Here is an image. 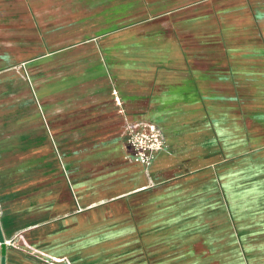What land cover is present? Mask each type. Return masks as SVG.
Segmentation results:
<instances>
[{
    "label": "rangeland",
    "instance_id": "obj_1",
    "mask_svg": "<svg viewBox=\"0 0 264 264\" xmlns=\"http://www.w3.org/2000/svg\"><path fill=\"white\" fill-rule=\"evenodd\" d=\"M216 1L0 0L1 120L18 113L13 94L22 92L35 104L43 131L54 128L57 140L53 154L30 155L18 148L13 158L0 160V215L8 219L0 218L6 233L0 248H5L7 264H48L35 256L34 248L36 243L53 253V235L24 234L33 232L36 219L53 217V185L61 182L71 189L75 208L81 184L90 192L85 205L96 203L97 193L102 197L98 209H88L100 216L105 229V235L83 239L89 244V264H239L241 242L226 233L230 207L224 190L228 167L237 160L226 159L224 152L231 145L252 153L264 149V47H223L227 42L237 45L240 36L260 40L261 33L250 31L248 23L243 35L241 25L223 32L211 16ZM226 6L238 7L232 0ZM199 11L202 23L195 16ZM246 14L238 9L223 20L232 21L235 15L247 20ZM153 61L159 70L158 90L163 89L159 103L182 97L180 79L189 72L164 63L185 61L201 69L195 71L196 91L214 106L216 143L209 140V119L200 123L207 131L200 132L198 123L184 120L182 112L169 111L165 104L127 107L112 115L90 107L83 113L84 96L98 99L100 91L113 85L130 93L132 74ZM151 124L158 131L156 142L147 131ZM67 137L75 144H64ZM215 144L221 167L216 176L209 159ZM186 152L204 155L181 159ZM131 172L138 174L136 192L131 191ZM215 184L221 187L217 199ZM213 213L216 223L210 220ZM196 222L197 239H181L169 249H158L157 235H146L161 228L176 235L181 232L177 228L185 231ZM178 245L179 253L174 250Z\"/></svg>",
    "mask_w": 264,
    "mask_h": 264
},
{
    "label": "crops",
    "instance_id": "obj_2",
    "mask_svg": "<svg viewBox=\"0 0 264 264\" xmlns=\"http://www.w3.org/2000/svg\"><path fill=\"white\" fill-rule=\"evenodd\" d=\"M234 5L238 7L230 8L226 5L230 0L222 2L217 0L213 7L211 8V16H215L216 23L222 25L223 32H229L231 29L237 30L238 25L240 28L239 33L243 35L246 32L245 25L248 23L250 25V31L256 29L257 32L261 33L260 40H245L244 36L241 37V42L234 45L227 42L223 47H264V0H232ZM246 10L248 11L247 17L248 22L244 17L240 20L229 19L223 20L224 16L228 12L235 13L236 10ZM195 16H199L197 21L202 23V13L201 11L195 12ZM222 17V18H221ZM196 22V21H195ZM232 25L234 27H230ZM214 22V25H217ZM240 23V24H239ZM210 25H213V21L210 20ZM254 26V28H253ZM212 30V28H211ZM166 67L170 68H181L186 69L187 72L186 79H180L182 87L179 89V94L182 97L175 101H161L159 103L158 96L163 92V89L158 90L159 84H157V78L159 74L157 63L148 62L146 68H139L132 74L133 78L131 81L130 93L124 94V92L116 85L109 86L108 89L100 91L97 96L100 98H95L93 95H86L82 98L83 113L84 108L98 107L102 109L107 115L120 114L127 107L132 109H138L144 106V108H156L157 106L163 107V105H169V111H177L178 113H183V119L186 121H195L201 127L200 132H206L207 129L203 128L200 123H203L209 119V140L210 142L216 143L217 140V130L216 125H213V118H217V114L214 113V106L207 105L206 101H203L201 93L196 91L197 88V73L195 71L201 70L193 63L188 65L185 61L182 63H164ZM125 72V71H124ZM124 72H120L118 75H125ZM202 73V72H201ZM200 73V74H201ZM168 80H174L168 79ZM21 93L13 94L14 102L13 109L18 112L16 115L8 117V120H1L0 117V160H8L13 158L17 149L25 154L36 155L48 153L53 154L52 145L57 144L56 133L53 128V132L50 128L47 131H43V126L38 119L37 108L33 101L21 97ZM73 100V99H71ZM141 101H144L142 103ZM1 104V103H0ZM1 110V105H0ZM74 111L70 109L68 112ZM212 112L214 114H212ZM40 117V116H39ZM75 118L72 113L69 115V119ZM74 125V122L71 126ZM214 130V131H213ZM69 129L66 130L68 133ZM44 132V134L42 133ZM66 133V134H67ZM71 136H73L71 134ZM204 135H202L203 137ZM74 137V136H73ZM18 142L20 144H18ZM64 144H75V140L72 138H66L63 141ZM48 145L47 148L42 149L44 146ZM42 149V150H41ZM76 149V148H71ZM200 149V148H199ZM216 144L211 146L210 160H214L213 163V174L216 176L221 167H218L219 155ZM241 148L236 147V145H231L226 148L225 158H231L237 161H233L230 164L227 176L229 177V182L224 186L226 191L227 202L229 203L230 210H227V227L226 233L230 235L231 238L239 239L241 242V254L242 260L239 259V264H264V149L258 153H252L250 151H240ZM167 154L161 155L162 160H167ZM203 152H193L191 156L189 153H181V159H186L188 156L193 158H202ZM202 155V157H201ZM10 164V163H9ZM132 173V172H131ZM133 174V175H132ZM131 178V191H138L137 188H133V181L138 179L137 173H132ZM61 175V174H60ZM62 176V175H61ZM62 183V182H61ZM55 184L53 185V217L50 220H40L36 219L34 222L35 227L32 231H27L24 235H53V243H57L56 247L53 246V253H51L47 248L40 247L36 244L37 248H34V254L43 263L45 259L54 261L55 263L61 264L67 261L68 264H89V244L83 243V239L88 235H105V229L100 225V216L96 217L89 212V208L98 209L101 205V196L97 193V202L92 205H85V200H87L90 195L86 184H81L76 187V193H78L77 201L79 208H75V203L72 201L69 186L67 184ZM71 188L74 185L71 183ZM4 188V187H2ZM215 192V199L218 197V191H221V187L215 184L213 187ZM6 191L14 190L13 188H4ZM102 191L100 188L97 192ZM64 196V201H59L61 195ZM70 196V197H69ZM69 207H74L75 211L72 213L66 212ZM97 207V208H95ZM216 215H211V222L216 223ZM0 218H6L4 213H1ZM139 220L138 217H135ZM1 222V221H0ZM138 223V221H137ZM199 222L193 225L192 228L187 227L181 229L177 228L181 232L176 235H170L169 232L161 228V232L149 231L146 235H157L156 239H159L156 246L158 249L165 250L169 249L172 245H177L181 242V239L186 240H196L199 233L198 228ZM216 225V224H215ZM14 227V226H13ZM16 228V227H14ZM137 233H140L139 225L137 226ZM1 234L6 235L3 227L0 225ZM152 229V227H151ZM216 230V229H215ZM183 231V232H182ZM32 232V233H31ZM237 244V243H236ZM3 245V244H2ZM183 243L182 246H184ZM194 247L197 246V242L194 241ZM234 245V242H233ZM240 247V245H239ZM181 245H178L174 250L178 253L182 250ZM5 253V248L2 246ZM56 252V253H55ZM60 252L61 254H57ZM66 252V254H62ZM74 258L71 261L69 254ZM7 253H5V264H7ZM10 261V260H9Z\"/></svg>",
    "mask_w": 264,
    "mask_h": 264
},
{
    "label": "built area",
    "instance_id": "obj_3",
    "mask_svg": "<svg viewBox=\"0 0 264 264\" xmlns=\"http://www.w3.org/2000/svg\"><path fill=\"white\" fill-rule=\"evenodd\" d=\"M147 131L151 135V137L153 138V140H152L153 142L158 141V139H157V137H158V131H157L156 126L154 124L149 125L148 128H147ZM158 148L159 147H157L156 149H158ZM140 152H141L140 155H141L142 159H144V155H146L144 153V150H140ZM45 262L48 263V264H58V263H55L54 261H49L48 259H45ZM61 264H68V262L67 261H64Z\"/></svg>",
    "mask_w": 264,
    "mask_h": 264
},
{
    "label": "water",
    "instance_id": "obj_4",
    "mask_svg": "<svg viewBox=\"0 0 264 264\" xmlns=\"http://www.w3.org/2000/svg\"><path fill=\"white\" fill-rule=\"evenodd\" d=\"M2 239H3V235L1 234V229H0V243L4 244ZM0 264H5V253L3 252V249L1 250L0 253Z\"/></svg>",
    "mask_w": 264,
    "mask_h": 264
}]
</instances>
